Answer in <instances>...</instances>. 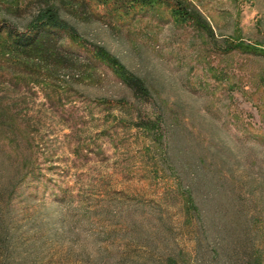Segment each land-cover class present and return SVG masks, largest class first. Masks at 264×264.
Here are the masks:
<instances>
[{
	"label": "rangeland",
	"instance_id": "374dc122",
	"mask_svg": "<svg viewBox=\"0 0 264 264\" xmlns=\"http://www.w3.org/2000/svg\"><path fill=\"white\" fill-rule=\"evenodd\" d=\"M95 1L0 0V20L20 26L59 5L88 47L151 89L141 96L68 35L79 77L0 85L36 128L45 174L30 206L48 238L23 264H264V0H188L214 38L163 3L126 12ZM120 98L129 103L99 101Z\"/></svg>",
	"mask_w": 264,
	"mask_h": 264
},
{
	"label": "trees",
	"instance_id": "16d2710c",
	"mask_svg": "<svg viewBox=\"0 0 264 264\" xmlns=\"http://www.w3.org/2000/svg\"><path fill=\"white\" fill-rule=\"evenodd\" d=\"M169 6L172 17L180 24L202 28L215 37L213 28L205 15L188 0H96V5L126 12L153 8L157 4ZM89 7V3H83ZM87 47L92 57L108 65L120 79L143 97L151 95L146 80L131 71L116 55L103 46L88 47L82 40L75 23L65 17L57 4L41 7L30 22L24 26L9 20H0V85L19 87L30 82L41 81L48 74L54 79L79 77L83 63L80 55L65 43V36ZM255 49L245 43L230 42L228 51ZM44 66L48 69L44 70ZM56 85V84H54ZM58 91L56 88H49ZM114 105L128 104L126 98L116 102L99 99ZM30 119L15 105L7 104L0 95V253L2 264H23L32 253L37 252L38 241L48 238L42 234L46 220L36 205L30 206L39 192L38 183L45 174L38 155L39 142L36 128ZM155 123V122H154ZM33 183V186H32ZM193 181L188 185L186 200L196 206L193 196ZM28 186L35 192H26ZM52 194L59 202L68 199V192L62 186L54 188ZM23 202L25 204H23ZM189 211V209H188ZM52 235V234H50ZM50 237V236H49ZM251 264H259L253 260Z\"/></svg>",
	"mask_w": 264,
	"mask_h": 264
}]
</instances>
